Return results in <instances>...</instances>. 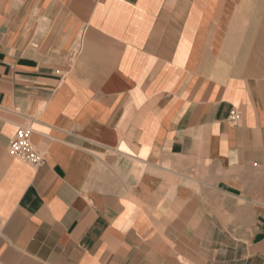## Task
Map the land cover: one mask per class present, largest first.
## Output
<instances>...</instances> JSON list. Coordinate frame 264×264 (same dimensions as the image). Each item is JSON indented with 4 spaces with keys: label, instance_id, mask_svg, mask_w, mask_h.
Returning <instances> with one entry per match:
<instances>
[{
    "label": "crops",
    "instance_id": "0c3cea01",
    "mask_svg": "<svg viewBox=\"0 0 264 264\" xmlns=\"http://www.w3.org/2000/svg\"><path fill=\"white\" fill-rule=\"evenodd\" d=\"M0 264H264V0H0Z\"/></svg>",
    "mask_w": 264,
    "mask_h": 264
},
{
    "label": "built area",
    "instance_id": "2783aa9c",
    "mask_svg": "<svg viewBox=\"0 0 264 264\" xmlns=\"http://www.w3.org/2000/svg\"><path fill=\"white\" fill-rule=\"evenodd\" d=\"M237 118L238 113L236 111L232 110L229 112V121L234 122ZM30 133L31 130L28 126L20 127L9 140L8 151L13 157L24 160L31 167H36L40 165L44 159L32 147Z\"/></svg>",
    "mask_w": 264,
    "mask_h": 264
}]
</instances>
